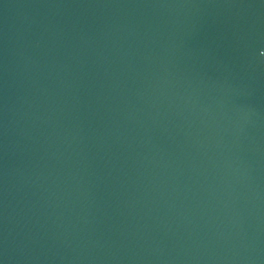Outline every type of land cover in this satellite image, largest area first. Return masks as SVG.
<instances>
[{
  "label": "water",
  "instance_id": "water-1",
  "mask_svg": "<svg viewBox=\"0 0 264 264\" xmlns=\"http://www.w3.org/2000/svg\"><path fill=\"white\" fill-rule=\"evenodd\" d=\"M0 264H264V0H0Z\"/></svg>",
  "mask_w": 264,
  "mask_h": 264
}]
</instances>
